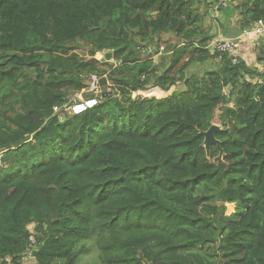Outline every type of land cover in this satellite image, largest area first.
I'll return each instance as SVG.
<instances>
[{"label": "trees", "instance_id": "16d2710c", "mask_svg": "<svg viewBox=\"0 0 264 264\" xmlns=\"http://www.w3.org/2000/svg\"><path fill=\"white\" fill-rule=\"evenodd\" d=\"M216 1L0 0V264H264V39L207 48L264 0Z\"/></svg>", "mask_w": 264, "mask_h": 264}, {"label": "built area", "instance_id": "2783aa9c", "mask_svg": "<svg viewBox=\"0 0 264 264\" xmlns=\"http://www.w3.org/2000/svg\"><path fill=\"white\" fill-rule=\"evenodd\" d=\"M231 0H217L214 10L218 7H225ZM264 39V22L258 21L254 23L248 30L244 29L235 39H213L208 45V49L212 54H216L221 58L226 55L233 64L237 63L240 57L241 50L245 47L247 50H252L257 44V40ZM91 84L88 88V92H93L94 96L88 98H79V94H76L73 99H70L66 105L63 106V110L72 115H80L88 109H92L98 104V79L96 76H92ZM62 109V108H61ZM60 108H54V112L58 113ZM27 264H31L27 257H24Z\"/></svg>", "mask_w": 264, "mask_h": 264}, {"label": "water", "instance_id": "95a60500", "mask_svg": "<svg viewBox=\"0 0 264 264\" xmlns=\"http://www.w3.org/2000/svg\"><path fill=\"white\" fill-rule=\"evenodd\" d=\"M112 58V52L108 51L106 52L103 57H101V61H110ZM110 92H105L103 93V96H106ZM221 131V128L217 124L211 125L206 131L200 132V135L203 137V147L206 151L207 157H209V151H210V146L211 145H217L218 147L220 146L219 141L216 140L215 134L217 132ZM222 158V153H219V156L214 160L215 163L217 161L221 160Z\"/></svg>", "mask_w": 264, "mask_h": 264}, {"label": "rangeland", "instance_id": "374dc122", "mask_svg": "<svg viewBox=\"0 0 264 264\" xmlns=\"http://www.w3.org/2000/svg\"><path fill=\"white\" fill-rule=\"evenodd\" d=\"M233 2H235V0H234ZM205 11H206L205 8H203L202 6L199 8V12H200V13H204ZM210 14H211V13H210ZM206 17H207V20H206V23H205V24H206V26H208V24H210V20L213 19V18H215L216 15L211 14L210 17H209L208 14H207ZM217 18H218V17H217ZM217 18H216V20H218ZM214 25H218V22L215 21V22H214ZM223 39H224V38H223ZM243 49H244V51H246L245 47H244ZM78 52L80 53V55H81L83 58H85V59L87 58V56H86V55H87V54H86L87 52H86V49H85V48H84V49L82 48V50H79ZM101 57H103V56L100 55V54H97V55H96V58H97V59H101ZM160 58L162 59V62H166V58H167V57H166V54L163 53V54L160 56ZM155 62H156V64L159 63V62H157V61H155ZM165 66H168V65H165ZM196 69H197L199 72H202V68L197 67ZM199 72H198V73H199ZM182 89H183V87H180L179 89H177V92H180ZM107 92H110V91L107 90ZM75 95H76V94L71 95V96H70V99L76 98ZM79 95H80V96L78 97V99H76L77 101H79V98H84V97H85V96H83V94H81V93H79ZM98 95H100V92H98ZM216 114H218V111L216 112ZM226 208H227L226 214H230V213L232 212V210H233L232 206H226ZM89 261H90V260H89ZM24 264H27V263L24 262Z\"/></svg>", "mask_w": 264, "mask_h": 264}, {"label": "clouds", "instance_id": "9594fccd", "mask_svg": "<svg viewBox=\"0 0 264 264\" xmlns=\"http://www.w3.org/2000/svg\"><path fill=\"white\" fill-rule=\"evenodd\" d=\"M255 47H256V45H255ZM254 47V48H255ZM253 48V49H254ZM246 49V48H245ZM253 49H252V51L251 52H249V50H247L246 49V51H244V49H242L241 50V52H240V57H242L243 55H245V56H247L248 57V55L250 54V57L249 58H251V55H252V53H253ZM240 57H239V59H240ZM112 59V58H111ZM93 76H95V75H93ZM92 78V77H91ZM97 78V77H96ZM98 79V78H97ZM90 87V86H89ZM98 88H99V81H98ZM97 88V89H98ZM99 90V89H98ZM87 92H88V89L86 90ZM99 92H100V90H99ZM93 96H94V93L93 92H90ZM101 93V92H100ZM79 94V93H78ZM81 94H83L82 92H81ZM102 96H103V94H102ZM104 97V96H103ZM103 97H101L100 95H98V98H103ZM85 98V97H84ZM86 99V98H85ZM70 100V99H69ZM99 100V99H98ZM61 109V108H60ZM53 112H54V110H53ZM62 112H63V114H68V112H66V111H64L63 109H61L60 110V112H58V113H60V120H61V118H62ZM55 113V112H54ZM58 113H55V114H58ZM68 115H70V116H74V115H72V114H68ZM75 116H77V115H75Z\"/></svg>", "mask_w": 264, "mask_h": 264}]
</instances>
